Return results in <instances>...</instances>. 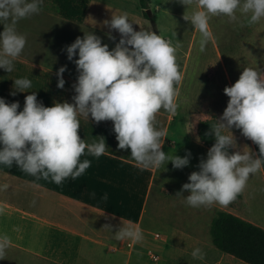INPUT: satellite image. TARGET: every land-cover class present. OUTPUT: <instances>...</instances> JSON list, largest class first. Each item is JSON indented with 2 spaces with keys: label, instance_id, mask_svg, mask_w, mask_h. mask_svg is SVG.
<instances>
[{
  "label": "crops",
  "instance_id": "0c3cea01",
  "mask_svg": "<svg viewBox=\"0 0 264 264\" xmlns=\"http://www.w3.org/2000/svg\"><path fill=\"white\" fill-rule=\"evenodd\" d=\"M40 8L39 13L16 25L18 33L26 37V45L13 61V70L0 68V97L7 103L18 101V111L23 110L25 97L32 92L44 106L74 102L73 84L78 72L75 63L67 59L66 46L77 37L94 33L113 49L120 33L111 30L115 40L110 39V29L104 23L113 15L127 13L137 31H157L149 24L151 20L140 0H89L81 21L61 15L52 0H43ZM157 8L162 9L159 4ZM217 54L224 62L221 53ZM74 59H78V51ZM189 61L187 58L179 66L182 80L176 85L177 111L173 114L161 109L155 121L157 129L165 132L162 150L181 157L190 152L189 164L175 169L171 161H166L159 168L141 170L132 159L130 148H118L112 121L96 123L91 115L79 116L80 137L89 144L103 138L107 147L99 157L85 149L80 161L89 160L90 167L80 177H68L57 185L51 177H34L15 163L10 168L0 164V236L7 235L11 240L0 264H251L218 248L211 236L212 219L219 210L250 220L248 214L219 204L194 208L185 203L188 191L176 195L189 182V175L200 170V160L207 159L211 148L200 137V121L214 116L219 120L227 106L222 97L218 99L222 92L217 91L214 99L211 84L206 90L207 82H212L211 75H204V89L194 87L188 95L184 94L186 78L196 81L195 73L188 75ZM64 65L67 70L61 89L57 87V71ZM19 78L29 79L31 87L16 91L14 80ZM227 78L228 74L226 82ZM237 131L234 135H240ZM225 133L230 134L227 130ZM243 139L254 155V143L244 136ZM235 151L236 146L229 152ZM5 184L7 189L3 188ZM123 224L142 230L143 239L133 241V247L128 245L130 239L114 238ZM196 248L204 254L202 260L192 257ZM150 249L160 253V259L153 260Z\"/></svg>",
  "mask_w": 264,
  "mask_h": 264
},
{
  "label": "clouds",
  "instance_id": "9594fccd",
  "mask_svg": "<svg viewBox=\"0 0 264 264\" xmlns=\"http://www.w3.org/2000/svg\"><path fill=\"white\" fill-rule=\"evenodd\" d=\"M196 10L183 16L200 33V51L203 52L212 33L209 19L226 16L230 22L250 26L264 18V0H178ZM43 0H0V68L13 70V61L20 56L26 37L16 30L19 20L39 13ZM237 13L243 19H238ZM110 29L109 38L115 40L111 30L120 33L113 49L103 44L94 33L66 46L67 59L76 65L78 77L73 84V103L56 102L44 106L37 100L36 92L26 95L22 111L19 102L7 103L0 97V164L9 168L15 163L20 170L34 177L47 180L51 177L57 185L71 177H80L90 161L80 158L87 152L99 157L106 151L104 139L86 143L79 135V116L89 115L96 123L112 121L118 148L131 150V157L141 170L159 168L171 161L173 168L181 169L189 164L191 153L185 156L168 155L162 150L165 132L156 127V114L164 109L175 113L176 85L182 80L176 61L179 43H173L153 30L133 28L127 13L113 15L105 21ZM175 35V34H174ZM78 59H74L77 56ZM66 65L57 71V87L63 88ZM31 87L27 78L14 80L16 91ZM229 97L227 107L219 120L211 124L206 135L215 136V143L201 159L199 171H193L181 191L190 194L185 203L191 207H210L214 204L228 206L247 186L250 175L264 167V73L245 67L231 86L224 88ZM15 95V92L12 93ZM232 128L258 145L259 156L251 151H235ZM227 130L230 134H225ZM8 185L3 186L7 189ZM106 199V197H105ZM2 211V209H0ZM108 227V225H105ZM116 240L143 239L142 230L131 224H123L116 231ZM11 240L0 236V259H4ZM194 259L202 260L204 254L196 248Z\"/></svg>",
  "mask_w": 264,
  "mask_h": 264
},
{
  "label": "rangeland",
  "instance_id": "374dc122",
  "mask_svg": "<svg viewBox=\"0 0 264 264\" xmlns=\"http://www.w3.org/2000/svg\"><path fill=\"white\" fill-rule=\"evenodd\" d=\"M150 8L157 14L155 23L150 21V25L155 27L156 32L164 38L170 37L174 44L179 43L180 47L176 52V61L182 65L187 58H190L188 75L196 74V81L191 82L186 78L184 94L194 90L204 89V75L212 77L214 99H217V91L222 92L223 96L218 95L223 105H227L229 97L224 93L226 86H231L239 78L245 67L255 68L264 73V18L253 25L241 27L239 22H230L226 16H216L209 19V31L212 33L205 50L200 51V33L190 21L183 19L185 15H191L196 10L195 3L189 7L181 4L178 0H151ZM162 9H158L157 5ZM238 19H243L237 13ZM1 32L3 23H0ZM175 28L179 29L175 30ZM17 32L20 30L16 29ZM179 32V34H177ZM175 34V35H174ZM217 52L221 53L223 61L218 57ZM228 74V82L226 76ZM208 78V77H207ZM182 93V97L184 96ZM226 96V97H225ZM226 98V102L224 99ZM227 107V106H226ZM239 130L233 128L231 131ZM241 132V130L237 131ZM236 148L238 151H251L248 142L243 139L242 133L234 135ZM232 149V148H231ZM257 153V152H256ZM254 154V158L258 154ZM237 196L236 200L228 206L237 208L243 214H248L250 220L264 227V171L263 168L254 175H250L247 186ZM155 252H157L155 250ZM158 253V252H157ZM160 254V253H158Z\"/></svg>",
  "mask_w": 264,
  "mask_h": 264
},
{
  "label": "trees",
  "instance_id": "16d2710c",
  "mask_svg": "<svg viewBox=\"0 0 264 264\" xmlns=\"http://www.w3.org/2000/svg\"><path fill=\"white\" fill-rule=\"evenodd\" d=\"M61 15L69 19L83 20L86 16L89 0H52ZM146 17L153 23L157 15L151 10V0H140ZM217 118L203 119L199 123L201 139L208 146L215 143V136L206 135L211 131V124ZM226 134V133H225ZM259 156L258 145L254 143ZM231 148L228 149L230 151ZM263 171H264V167ZM239 197L241 194L238 195ZM212 242L221 250L251 264H264V227L243 218L231 211L221 209L212 219Z\"/></svg>",
  "mask_w": 264,
  "mask_h": 264
},
{
  "label": "built area",
  "instance_id": "2783aa9c",
  "mask_svg": "<svg viewBox=\"0 0 264 264\" xmlns=\"http://www.w3.org/2000/svg\"><path fill=\"white\" fill-rule=\"evenodd\" d=\"M128 245L133 247L134 246V242L133 241H130L128 242ZM149 256L153 259V260H158L160 259V254H158L157 252H155V250L153 249H150L149 250Z\"/></svg>",
  "mask_w": 264,
  "mask_h": 264
}]
</instances>
